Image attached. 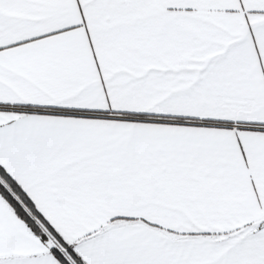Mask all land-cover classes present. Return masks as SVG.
<instances>
[{
    "label": "snow or ice",
    "instance_id": "1",
    "mask_svg": "<svg viewBox=\"0 0 264 264\" xmlns=\"http://www.w3.org/2000/svg\"><path fill=\"white\" fill-rule=\"evenodd\" d=\"M0 264H264V0H0Z\"/></svg>",
    "mask_w": 264,
    "mask_h": 264
}]
</instances>
